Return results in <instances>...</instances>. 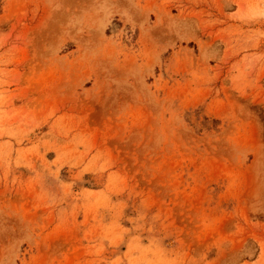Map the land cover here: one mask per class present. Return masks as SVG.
Segmentation results:
<instances>
[{
  "label": "rangeland",
  "instance_id": "obj_1",
  "mask_svg": "<svg viewBox=\"0 0 264 264\" xmlns=\"http://www.w3.org/2000/svg\"><path fill=\"white\" fill-rule=\"evenodd\" d=\"M0 264H264V0H0Z\"/></svg>",
  "mask_w": 264,
  "mask_h": 264
}]
</instances>
